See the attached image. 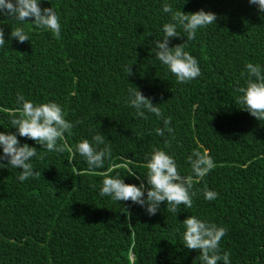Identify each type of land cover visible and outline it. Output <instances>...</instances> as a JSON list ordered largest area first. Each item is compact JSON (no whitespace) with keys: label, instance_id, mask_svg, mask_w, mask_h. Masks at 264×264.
Listing matches in <instances>:
<instances>
[{"label":"trees","instance_id":"trees-1","mask_svg":"<svg viewBox=\"0 0 264 264\" xmlns=\"http://www.w3.org/2000/svg\"><path fill=\"white\" fill-rule=\"evenodd\" d=\"M165 3L173 13L217 16L193 40L186 41L179 25L181 37L170 38L169 47L186 42L184 50L198 61L200 76L185 83L155 55L154 41L174 23ZM40 7L59 16V39L34 18L20 23L0 14L6 41L0 46V133L35 147L31 163L42 174L21 182L22 169L0 166V264H203L198 250L184 246L183 221L191 216L226 229L219 254L229 253V264H264V120L237 102V89L247 85L246 64L264 70L258 6L249 0H41ZM17 27L29 41L9 40ZM134 86L171 117V133L156 134L164 124L155 114L136 115L128 103ZM18 94L37 105L58 104L74 124L58 141L66 146L62 154L12 128L20 116ZM97 133L112 155L90 171L76 146L88 140L103 149L93 141ZM153 149L170 155L182 176L193 175L188 157L194 151L211 156L214 167L193 178L191 208L180 205L174 213L162 203L149 216L131 201L100 195L105 174L147 188L146 156ZM205 186L216 199L204 198Z\"/></svg>","mask_w":264,"mask_h":264},{"label":"clouds","instance_id":"clouds-1","mask_svg":"<svg viewBox=\"0 0 264 264\" xmlns=\"http://www.w3.org/2000/svg\"><path fill=\"white\" fill-rule=\"evenodd\" d=\"M250 4L257 5L258 11L264 13V0H249ZM41 0H0V14L14 18L20 23L34 18L32 22L36 27L51 31L55 38L61 35L60 18L52 7H40ZM165 13H172L174 23H166L163 26V40L154 41L156 58L167 66L168 70L177 78L178 83H185L200 76L201 70L198 61L190 53L184 50L185 43L169 47L170 38H180L177 32V25L181 26L187 33V40H193L197 29L215 23L217 16L211 12L200 10L196 13L185 14L182 11L173 13L172 6L163 5ZM5 33L0 28V46L6 44ZM16 39L19 43L29 41V36L23 28L12 29L9 40ZM248 80L246 87L238 88L241 93L237 102L245 106L247 111L257 121L264 120V70L260 65L246 64ZM127 77L134 75L132 66L126 67ZM129 106L136 110L139 118L147 119L145 112L153 113L156 117L163 119L164 128H157L155 132L164 136L165 131L171 133L168 127L171 117L164 118L159 105H154L151 98H146L137 88L129 89ZM17 104L20 116L11 120L12 128L17 129L19 137L35 141L43 146L45 151L63 153L66 150L65 144L58 141L64 139V134L70 133L74 124L64 118L62 108L54 103L34 104L26 100L22 94L17 95ZM79 123V122H77ZM97 145L105 144L104 135L97 133L93 136ZM167 145V141L165 142ZM0 166L10 165L15 169H22L18 172V179L23 182L29 177H38L42 174L34 172L31 163L32 158L37 156V149L28 144H20L16 134L0 133ZM71 150V149H69ZM76 151L85 158L90 171L103 168L105 159H110L112 152L110 146L105 144L103 149L94 148L88 140H82L76 146ZM148 175L146 178L147 188L144 183L139 186L126 184L123 179L108 177L102 182L101 196H111L116 201H131L134 204L146 209L149 216L155 215L162 203H166L168 210L176 213L180 205L192 207L193 178L204 177L213 167L214 163L210 155L194 151L188 157L193 175H180L175 160L165 151L153 149L150 158L146 156ZM118 167H125L119 165ZM131 176H136L130 171ZM139 179V177H137ZM146 192V198H145ZM203 195L206 200H214L218 194L205 186ZM186 231L184 234V246L190 250H198L203 264H217L223 260V264H229V253L219 254V242L225 236L226 229L218 227L197 219L194 216L183 221Z\"/></svg>","mask_w":264,"mask_h":264}]
</instances>
